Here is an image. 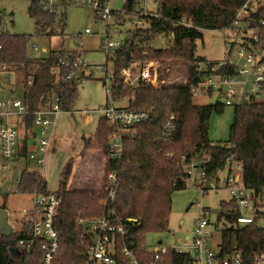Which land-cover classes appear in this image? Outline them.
Returning <instances> with one entry per match:
<instances>
[{
  "label": "trees",
  "instance_id": "16d2710c",
  "mask_svg": "<svg viewBox=\"0 0 264 264\" xmlns=\"http://www.w3.org/2000/svg\"><path fill=\"white\" fill-rule=\"evenodd\" d=\"M61 1L66 3L68 0ZM245 1L164 0L158 17L145 19L149 27L134 31L132 42H126L125 50L115 54L112 61L115 75L112 99L120 101L128 98L130 109L151 113L149 122L138 125L136 137L125 140L121 162L117 166L108 164L107 168V171L118 168L115 215L133 233L168 232L172 194L186 189L182 157L189 162L195 156H209L207 174L212 179L225 169L227 158L235 155L234 160L243 165V185L253 192L255 198L264 190V103H247L234 108L229 139L224 142L225 146H221L222 143H213L209 139L208 128L212 114L224 111L223 104H194L190 85L127 88L123 86L120 76L123 68H136L143 62L179 60L191 74L190 81L195 83L200 77L195 75V63L204 60L195 55L196 41L202 38L203 31L230 28L236 12ZM135 5L134 0H126L123 10L119 14L113 12L112 16L117 19L123 15L130 16ZM27 12L34 22L37 35L51 37L63 34L66 28L64 11L59 15L48 14L32 2ZM257 16L264 18V8ZM183 20L191 26L183 25ZM255 27L259 32L255 44L264 52V26ZM156 34L169 35L173 45L166 49L140 47L144 40L148 42ZM23 37L8 33L0 36V63L7 64L12 72L26 73L28 68H33V73L28 75L31 80H25L23 92L29 110L37 111L56 95L62 112H72L78 97L77 79L67 80L68 69L58 68V63L61 59L73 63L80 59L81 51L52 52L47 57L32 59L26 55ZM232 72L230 68L226 71L227 74ZM170 115L174 116V131L172 140L167 142L163 140V124ZM32 124L33 116H29L19 128L27 130ZM109 134L110 129L103 120L100 121L94 146L103 156L108 152ZM90 146V142L85 141L83 151ZM26 155L27 142L23 141L18 156ZM72 162L73 159L69 158L65 163L56 191L61 200L56 219L60 245L53 264H82L86 257V245L81 244L80 238L86 228L79 223V218L92 220L104 213V208L99 204L105 198L104 184L97 190L67 187ZM34 191L46 194L45 180L36 172H23L18 192L31 195ZM256 206L260 205L256 203ZM217 211L216 222L225 221L229 225L220 232L221 257L240 251L244 264H254L257 258L264 256V228L256 223V218L264 216V212H258L252 223L238 225L240 211L235 201H221ZM132 225L136 229H132ZM30 237L31 227L27 222L12 237L0 236V264H38L37 251L21 259L9 244L10 239L18 241ZM143 242V238L139 239V243ZM166 260L167 264L190 263L186 255L172 251H168Z\"/></svg>",
  "mask_w": 264,
  "mask_h": 264
},
{
  "label": "built area",
  "instance_id": "2783aa9c",
  "mask_svg": "<svg viewBox=\"0 0 264 264\" xmlns=\"http://www.w3.org/2000/svg\"><path fill=\"white\" fill-rule=\"evenodd\" d=\"M30 3H37L39 8L48 14L59 15L61 10L68 6L85 7L94 11L101 19L107 21L113 12L109 3L111 0H68L63 3L61 0H27ZM164 0H143L134 7L130 17L136 20L138 25L146 23V18L158 17L162 9ZM136 3V0H134ZM151 3V7L150 4ZM264 8V0H246L235 14L230 28L223 29V44L225 58L221 61L196 62L195 75L200 76L195 83L190 81L191 74L185 77H177L175 80L167 81L166 72L176 71L183 63L179 60H153L143 62L136 68L126 67L120 71L123 78V86L134 88L144 85H151L154 88L173 86L176 81L180 85L192 86V97H196L199 92L207 95L215 94L223 97L222 103L225 107H238L247 103H264L260 100L264 96V52L255 44L258 41L259 32L255 26H264V18H258L259 12ZM119 21V18H118ZM183 25L190 27L189 23L182 21ZM7 32L1 28L0 36ZM90 30H85V34H90ZM109 32L102 36L101 48L114 62L115 54L125 50L126 42L112 41ZM82 35L78 34L70 38L72 49L81 47ZM26 45V55L31 58L32 53L39 51L32 36H24ZM130 43V42H129ZM1 51V45H0ZM78 51V50H77ZM9 66L0 63V81L6 82L13 78L14 72L9 70ZM85 64L81 59L73 63L69 60L61 59L58 68L68 69L65 78L67 80L77 79L78 70L84 68ZM232 69L231 74H227L228 69ZM136 69V70H135ZM192 84H191V83ZM106 93L109 102L97 111L81 110L78 112L83 119H92V115L100 113L98 120L97 135L100 121H104L106 127L110 129L108 136V152L104 156L105 160V198L99 202L104 208L101 217L92 220L79 218V223L86 228L80 238L81 244L86 245V257L82 264H167L166 256L168 251L186 255L189 264H244L240 251L221 257L220 247L213 251L211 247L213 235V223L202 214L195 222V225L184 240L173 246H164L156 249H149L145 243H139V239L144 235L131 232L128 227L122 225L115 215V203L119 187L118 168L109 169L108 164L117 166L123 158L124 142L127 139H134L137 135V127L140 124L151 120V113L136 111L129 108V99L126 105H116L112 99V90L115 85L114 73L106 78ZM45 106L37 111L31 112L24 93L18 95L14 93L11 97L0 98V158L3 162V169L9 170L13 167V172L19 171L18 162L24 160L22 172H35L27 167L32 162L36 167L45 164V154L50 145V132L55 127V119L62 113L61 106L56 95L53 96ZM122 100V99H121ZM33 116V127L38 129L34 139L36 145L33 149L27 150L26 156H18L19 127L24 119ZM174 116L170 115L163 124V140L170 142L173 138ZM221 146H225L224 142ZM230 147L231 145H226ZM235 155H231L226 160V167L218 172L212 179L208 178V163L210 157L206 155L192 157L186 162L181 158L184 181L192 183L201 193H208L216 190H223L228 193L229 200L236 202L240 218L238 225L250 224L258 216V212H264V190L255 198L253 192L243 185L242 172L243 165L235 161ZM225 172L223 178L220 173ZM14 175V178L16 176ZM17 177V183L20 182ZM32 206L28 212V222L31 227L30 239L15 241V253L19 258L31 255L34 251L39 253L38 264H53L59 250V234L57 231V216L61 200L56 191H48L46 194L34 191L32 194ZM256 203L260 206H256ZM25 212V211H24ZM217 215V214H215ZM136 229L135 225L131 226ZM150 256V258L148 257ZM254 264H264V256L257 258Z\"/></svg>",
  "mask_w": 264,
  "mask_h": 264
},
{
  "label": "rangeland",
  "instance_id": "374dc122",
  "mask_svg": "<svg viewBox=\"0 0 264 264\" xmlns=\"http://www.w3.org/2000/svg\"><path fill=\"white\" fill-rule=\"evenodd\" d=\"M125 2L126 0H111L110 9L119 14L123 10ZM138 3L142 4L143 0H136L135 8L138 7ZM29 5L30 2L27 0H0L1 28L11 35L32 36L34 43L39 48L37 53H32V59L47 57L52 52L70 53L78 50L81 51L80 59L85 67L78 70L76 80L78 97L73 105V111L62 112L55 119V127L49 135L50 145L45 154L44 166L36 167L32 162H29L27 167L35 170L45 180L48 191L55 192L59 186L63 167L67 160L72 158V169L67 187L70 189H100L105 179V160L101 152L94 146L97 135L94 138H88L94 136L97 131L100 113L93 114L92 119L88 121L87 118H81L78 112L84 109L97 111L109 102L106 93V78L114 73V67L111 57H107L101 48L102 36L109 32L112 41L132 42L134 31L145 30L149 25L145 22L138 25L136 20H132L128 15H123L119 21L115 16H110L105 21L96 16L94 11L89 8L70 5L65 10H61L66 15V28L63 34L48 37L37 35L35 32L34 22L27 12ZM149 5L151 7V3ZM87 29L91 31L90 34H85ZM78 34L82 35L80 42L82 46L72 49L70 38ZM172 45L173 40L169 35L156 34L148 42L144 40L140 47L166 49ZM195 55L214 62L223 60L225 54L222 30L203 31L202 38L196 41ZM33 71V68H28L26 74L14 70L13 78L4 82L11 85L12 89L4 90L0 85V97H11L14 93L21 95L25 88V80H31L28 75ZM186 73L187 68L182 64L178 69L176 68V71L174 69L166 72L162 77L166 76L164 79L172 81L179 76L185 77ZM180 83L176 81L174 85ZM165 87L167 86L165 85ZM52 98L51 101H53ZM260 100H264V96H261ZM114 102L116 105L127 104L126 99ZM223 102V97H218L215 94L207 95L205 92H199L193 98V103L197 105H214ZM233 115L234 107L231 106L225 107L221 114H212L209 121L208 137L213 143H223L229 139ZM37 132L38 129L33 126L27 130L20 129L19 131L20 135L26 134L30 144H35L33 139ZM85 141H89L91 146L83 151ZM2 165L3 162L0 158V210L7 212L8 224L13 233H16L20 231L25 222H28L32 196L18 192L17 177L21 175L24 160L18 162L19 171L15 178H13V167L5 170ZM223 175L225 173H220L221 178ZM6 182H9V186L7 192H4ZM227 200H229V195L223 190L201 193L187 181L185 190L172 194L168 232L145 234V245L153 250L181 243L186 236L190 235L195 222L202 214H205L213 223L211 247L213 251H217L221 240L220 232L229 228V225L225 221L217 223L216 215L212 211L218 209L221 201ZM256 223L260 228H264V216L256 218Z\"/></svg>",
  "mask_w": 264,
  "mask_h": 264
},
{
  "label": "water",
  "instance_id": "95a60500",
  "mask_svg": "<svg viewBox=\"0 0 264 264\" xmlns=\"http://www.w3.org/2000/svg\"><path fill=\"white\" fill-rule=\"evenodd\" d=\"M1 87L4 90H7V91L11 90V85H8V84H5V83H1ZM15 173H16V170L13 173V178H14ZM8 186H9V182H6L5 185H4V192H7ZM212 212L214 214L218 213L217 210H213ZM12 235H13L12 228L8 224V214H7V212L5 210H0V236L12 237ZM14 243H15V240L14 239H10V241H9L10 247H11L12 251L15 253Z\"/></svg>",
  "mask_w": 264,
  "mask_h": 264
},
{
  "label": "crops",
  "instance_id": "0c3cea01",
  "mask_svg": "<svg viewBox=\"0 0 264 264\" xmlns=\"http://www.w3.org/2000/svg\"><path fill=\"white\" fill-rule=\"evenodd\" d=\"M43 52H45V49H43ZM1 83H4L3 81H0V85H1ZM11 89H12V86H11ZM23 92H24V90H23ZM8 97V96H7ZM0 98H5V97H0ZM19 131H20V128H19ZM33 139V138H32ZM33 140H35V139H33ZM23 141H26L27 142V150H31V149H33L35 146L34 145H36V141H35V144H30V142H29V140L27 139V137H26V134L25 133H23V134H21L20 135V133H19V144L21 145V143L23 142ZM37 173V172H36ZM223 173H225V172H223ZM226 174V173H225ZM225 175H223V177H224ZM228 201V200H227Z\"/></svg>",
  "mask_w": 264,
  "mask_h": 264
}]
</instances>
